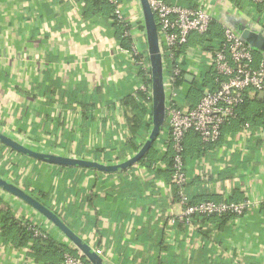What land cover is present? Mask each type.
<instances>
[{
	"label": "crops",
	"instance_id": "0c3cea01",
	"mask_svg": "<svg viewBox=\"0 0 264 264\" xmlns=\"http://www.w3.org/2000/svg\"><path fill=\"white\" fill-rule=\"evenodd\" d=\"M90 1L0 0V128L41 150L111 163L137 152L139 141L142 145L139 137L132 138L134 114L126 106L137 82L129 59L118 51L124 27L111 22V8L97 11ZM117 1L129 27L142 29L138 33L145 35L136 22L142 14L138 1ZM166 2L202 8L220 27L225 26V17H235V9H240L245 18L237 17L264 32V1ZM214 33L212 41L222 38V32ZM140 42L146 49V41ZM186 46L194 48L190 61L182 65L184 79L192 77L188 99L195 105L202 91L196 100L191 98L198 91L192 84H201L197 74L210 68L201 64L200 45ZM212 87L210 82L205 88ZM246 99L254 103L250 106L254 112L258 101H264V92L248 93ZM149 123L143 125L147 134ZM165 125L164 119L162 128ZM198 143L197 137L191 138L187 147L198 148ZM8 148L0 143V175L21 188L27 183L29 189L46 194L54 207L71 206L74 231L100 249L108 264H264V123L250 125L247 133L238 123L224 126L217 144L202 153L205 165L189 168L194 176L191 185L202 194L199 200L253 203L244 217L220 225L214 218L201 219L203 230L195 238L176 218L182 206L167 199L174 187L165 168L155 173L137 161L119 171L102 172L52 165ZM199 152L189 151L187 160ZM72 173L80 181L69 191ZM1 208L38 223L55 241L80 253L49 221L0 188ZM185 238H190L191 249ZM30 245L16 247L0 236V264H41L29 256Z\"/></svg>",
	"mask_w": 264,
	"mask_h": 264
},
{
	"label": "built area",
	"instance_id": "2783aa9c",
	"mask_svg": "<svg viewBox=\"0 0 264 264\" xmlns=\"http://www.w3.org/2000/svg\"><path fill=\"white\" fill-rule=\"evenodd\" d=\"M104 1L113 5L111 22L119 26L122 24L126 25L125 27L129 26L125 22L119 2ZM262 1L249 0L252 4ZM148 3L156 22L163 63L166 122V127L161 128L155 139L154 149L158 159L153 166L154 170L160 167L166 168L163 158L166 151L171 150L170 183L174 189L168 191L166 196L169 202L176 201L182 206L176 218L187 226L189 235L195 238L199 236L197 232L203 230L200 227L201 219L221 218L228 215L231 216L230 218H241L250 211L253 203L249 199L234 201L230 198L191 202L197 190L191 185L194 176L189 173V168L193 165L203 166L205 163L202 155L193 158L191 162L184 159V140L188 133L192 132L197 135L204 151L207 146L217 144L223 127L232 124L237 114L236 108L244 101L246 94L264 92V57L261 56L257 60L255 51L242 41L239 34L229 27L222 26L220 40L209 42L207 47H204L205 50L202 46L199 47L204 54L201 64L208 66L210 70H206L205 74L200 71L196 78L200 81L209 76L213 87L211 89L204 87L199 100L192 105L188 99L190 85L184 79L182 62L186 59L190 61L187 49L192 47L186 46L190 36L194 33H206L212 17L202 8L169 4L166 0H148ZM137 4L139 6L138 2ZM136 22L143 27L142 14ZM132 29L127 27L123 30L121 38L129 40L126 46H122L120 42L118 51L129 59L131 72L137 82L132 96L145 112L146 119L151 121L150 63L147 50H144L140 42L142 39L146 41V38L144 34L141 36L138 33L142 29H137L135 26ZM182 74L184 80L178 83V80L182 79ZM249 126L248 122H244L242 133H247ZM147 135L140 138L141 144ZM137 145L139 149L140 141ZM119 161L121 160L111 163ZM201 177L203 184L209 187L211 184L208 183L207 177L205 175ZM29 227H32L36 235H46L36 222L30 221ZM185 242L187 249H191L190 238H185ZM94 250L102 255L100 249L94 248ZM57 264L90 263L80 253L64 252L63 259Z\"/></svg>",
	"mask_w": 264,
	"mask_h": 264
},
{
	"label": "water",
	"instance_id": "95a60500",
	"mask_svg": "<svg viewBox=\"0 0 264 264\" xmlns=\"http://www.w3.org/2000/svg\"><path fill=\"white\" fill-rule=\"evenodd\" d=\"M143 18V29L146 38V50L150 63L151 72V103L152 116L151 128L147 138L141 147L130 157L117 163H103L90 159L74 156H66L56 151L41 150L29 142H21L18 138L10 135L0 128V143L38 161L49 163L56 166L68 167H87L97 169L102 172H115L127 168L142 158L152 146L158 136L165 118V90L163 63L160 53L158 32L156 22L148 3V0H137ZM224 25L233 29L244 43L255 52L264 57V32L251 27L241 18L228 15L224 18ZM187 83L192 82V77H185ZM263 94V92H261ZM0 188L9 194L20 199L23 203L30 206L35 212L49 221L63 236L77 248L81 255L90 264H108L95 252L92 246L86 242L77 232L67 226L56 213L46 205L28 194L23 188L0 175Z\"/></svg>",
	"mask_w": 264,
	"mask_h": 264
},
{
	"label": "trees",
	"instance_id": "16d2710c",
	"mask_svg": "<svg viewBox=\"0 0 264 264\" xmlns=\"http://www.w3.org/2000/svg\"><path fill=\"white\" fill-rule=\"evenodd\" d=\"M90 1V0H89ZM264 1V0H263ZM262 1V2H263ZM90 4H93L96 6L97 11H103L106 9V7L108 6V9L111 8V12L113 11V5L108 3L107 1L104 0H92L89 2ZM89 3H86V5ZM88 7V6H86ZM116 24V23H114ZM123 25V24H122ZM121 26V35L122 36V32L123 30L127 27H129L127 25V27H125L124 25ZM116 26H119L116 24ZM142 27V26H141ZM216 29V30H215ZM215 31L217 32H222V27H220L219 24H217L213 19L210 22L208 31L204 34H197L194 33L190 36L187 45H200L203 48L207 47V44L209 42L212 41V35H215ZM128 38H123V40L121 41V45L122 46H126L127 42H128ZM184 48V47H183ZM145 50V48H144ZM183 50V49H182ZM256 56V55H255ZM258 58H261L259 56H257ZM147 60V58H146ZM182 73H185V69L182 65ZM203 73H206V70H203ZM183 74H182V79L178 80V83H180L181 81H183ZM202 81L201 84H199L197 82V84H192V86H196L197 88V93H193L191 98H195L194 100H196L197 98H199V93L200 91H202V87H206V85H208L211 81L209 76H206V78L204 80H200ZM191 86V87H192ZM247 95V94H246ZM132 99H128L127 100V104L126 106L131 109L133 111V117H131L130 119V131L132 133V138L136 137V138H141L144 137L145 134L147 135L146 129H143V125L145 124H150L149 120L146 119L145 117V112L140 108V105L133 100V96L131 97ZM133 101V102H132ZM135 102V103H134ZM254 103H252L251 101L247 100L246 97L244 99V101L237 106L236 108V117L235 119H233L232 123H238L240 126H242V124L244 122H250V125H259V123H264V101H258L256 109L254 110V112H252V105ZM125 105V104H124ZM251 106V107H250ZM248 109L251 110V113H248ZM263 120V122H261ZM143 131V133H142ZM195 137H197V135L195 133H188V135L186 136L185 140H184V159L187 160V154L188 152H193L196 151L198 149V151H200L199 155H202V153L204 152V147H202L201 143L199 142L198 139V148L194 147V146H189L187 147V140L191 139L195 140ZM134 139V138H133ZM131 141V140H130ZM156 143V140L153 142L152 146H150V148L148 149V151L145 153V155L140 158L138 160V163L141 165V167H145L146 169H148V171H154L156 172H162L163 168H157L156 170H154V166L153 163L156 162V160L158 159V154L156 152V150L154 149V145ZM9 149V148H8ZM138 149L137 145L134 148V151H136ZM10 151H14L12 149H9ZM15 152V151H14ZM164 162H166V168L164 169V172H171V163H172V152L170 149H168L166 151V154L163 158ZM6 170H2L3 174H5ZM70 178V177H69ZM72 178V179H71ZM71 178L69 179L71 184V187L69 189V191L74 187V185L77 183V181H80V177L79 176H73V173L71 175ZM29 184H25L23 186L24 190L32 195L34 198H36L38 201H40L41 203H43L44 205H46L48 208H50L54 213H56L58 215V217L67 225L69 226L71 229L76 230V222L72 221V207H64V208H60V207H54L50 204V202H48L47 199V195L41 192H37L35 189L32 188H28ZM196 188V187H195ZM196 190H198L196 188ZM202 194H195L192 196V201L191 202H196L199 201V198L201 197ZM198 198V199H197ZM231 216H225V217H221V218H214L217 222H219L218 224H222L224 221L230 219ZM213 219V218H211ZM30 225V220H27L26 218L22 217L20 219H18L9 208H1L0 209V236L7 242H10L12 245L16 246V247H25L27 246L28 242H31L30 248H29V256L38 263L41 264H57L59 263L62 259H63V253L64 252H68L71 254H75L76 251L75 249H71L69 248L67 245L59 243L57 241H55L51 236H49L48 234H46L45 236L42 235H36L34 233V230L32 229V227H29Z\"/></svg>",
	"mask_w": 264,
	"mask_h": 264
},
{
	"label": "rangeland",
	"instance_id": "374dc122",
	"mask_svg": "<svg viewBox=\"0 0 264 264\" xmlns=\"http://www.w3.org/2000/svg\"><path fill=\"white\" fill-rule=\"evenodd\" d=\"M229 4H231V2L229 3ZM233 6H235V4H232ZM227 7L228 8H230L228 5H227ZM239 9V8H238ZM235 12H236V17L237 16H240L241 18H245L244 16H243V14L241 13V11H240V9L239 10H236L235 9ZM193 51H194V48H189V49H187V53H188V55H190V54H192L193 53ZM202 53V50H200V54ZM257 54V56H259L260 57V55H259V53H257V52H255V55ZM10 135H13L12 133H10V132H8ZM14 133V132H13Z\"/></svg>",
	"mask_w": 264,
	"mask_h": 264
}]
</instances>
